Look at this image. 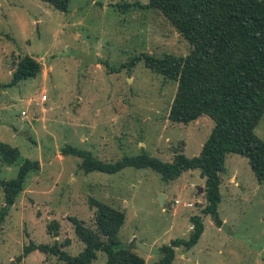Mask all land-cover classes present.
I'll return each mask as SVG.
<instances>
[{"label":"rangeland","instance_id":"rangeland-1","mask_svg":"<svg viewBox=\"0 0 264 264\" xmlns=\"http://www.w3.org/2000/svg\"><path fill=\"white\" fill-rule=\"evenodd\" d=\"M148 2L69 0L63 12L41 0H0V141L20 153L12 165L0 160V179L14 178L26 158L39 161L2 222L0 264H67L39 250L24 255V249L30 242L69 238L64 250L78 254L83 244L69 217L94 225L90 197L124 212L118 235L127 245L134 247L137 239L151 247L145 253L134 248L145 264L161 257L162 244L186 239L194 215L204 230L190 249L175 248L171 264H264V181H257L246 157H225L218 227L202 214L205 178L198 169L169 181L153 169L132 166L86 173L81 157L63 151L76 146L107 162L140 153L163 161L177 151L199 153L212 119L171 121L176 82L146 67L143 58L132 64L140 55L189 51ZM23 54L37 59L41 71L7 86ZM254 131L264 140V113ZM4 204L0 186V208ZM52 220L59 222L56 236L47 233ZM92 264H107L106 255L97 252Z\"/></svg>","mask_w":264,"mask_h":264},{"label":"trees","instance_id":"trees-1","mask_svg":"<svg viewBox=\"0 0 264 264\" xmlns=\"http://www.w3.org/2000/svg\"><path fill=\"white\" fill-rule=\"evenodd\" d=\"M66 12L69 0H41ZM148 7L159 10L188 42L186 55L165 53L160 57L136 56L132 64L143 58L146 67L176 82V91L168 117L173 122L187 124L208 116L213 126L198 154L186 156L177 151L171 161H163L147 153L124 155L114 162L102 161L76 146L64 148V153L82 158L86 172L116 173L127 166L150 168L166 181L176 179L183 171H200L205 178L202 214L222 226L218 207L221 202V173L225 157L239 154L247 158L257 179L264 181V140L254 131L264 113V0H149ZM42 64L29 54L14 61L11 79L13 86L24 79L36 77ZM17 147L0 141V160L8 165L16 163ZM39 168V161L26 158L20 163L14 178L0 179L5 204L0 208L2 222L27 174ZM94 207V225H85L75 216L69 219L83 244L82 250L71 255L64 247L69 238L52 244L30 242L24 255L33 250L56 256L67 264H92L97 252L106 255L107 264H145V259L131 244L119 237L125 220L122 210L90 197ZM191 230L186 239H171L160 246L161 257L154 264H171L175 248L190 249L199 240L204 224L199 215L190 217ZM59 222L52 220L47 233L56 236Z\"/></svg>","mask_w":264,"mask_h":264},{"label":"water","instance_id":"water-1","mask_svg":"<svg viewBox=\"0 0 264 264\" xmlns=\"http://www.w3.org/2000/svg\"><path fill=\"white\" fill-rule=\"evenodd\" d=\"M202 190H203V188L200 187L198 189V192H202ZM161 201H162V199H161ZM134 243H135L134 248H136V249H138V250H140V251H142L144 253L148 252L150 250V246L149 245H147V244H145V243H143V242H141V241H139L137 239L134 240Z\"/></svg>","mask_w":264,"mask_h":264},{"label":"built area","instance_id":"built-area-1","mask_svg":"<svg viewBox=\"0 0 264 264\" xmlns=\"http://www.w3.org/2000/svg\"><path fill=\"white\" fill-rule=\"evenodd\" d=\"M40 99H41V101H45V100H46V94L43 93V94L41 95V98H40ZM21 114H22V115H26V111H25V110H22V111H21ZM175 202H176V200H175ZM187 205L190 206L191 203H187Z\"/></svg>","mask_w":264,"mask_h":264},{"label":"crops","instance_id":"crops-1","mask_svg":"<svg viewBox=\"0 0 264 264\" xmlns=\"http://www.w3.org/2000/svg\"><path fill=\"white\" fill-rule=\"evenodd\" d=\"M150 249H151V247H150Z\"/></svg>","mask_w":264,"mask_h":264}]
</instances>
